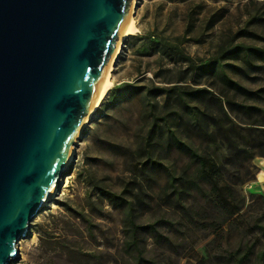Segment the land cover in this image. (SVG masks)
<instances>
[{"label": "rangeland", "instance_id": "1", "mask_svg": "<svg viewBox=\"0 0 264 264\" xmlns=\"http://www.w3.org/2000/svg\"><path fill=\"white\" fill-rule=\"evenodd\" d=\"M134 18L138 30L121 46L114 84L87 125L60 189L20 240V258L12 264H237L238 259L264 264L263 156L241 171L245 181L235 186V198L228 197L225 214L197 210L196 218L209 222L200 228L166 199V170L143 152L153 127V158L185 166L168 147L167 124L221 164L226 145L196 139L188 104L199 108L219 136L218 125L228 122L224 112L242 126L264 128V113L241 107L264 109V56L232 52L238 45L264 50V0H137ZM226 77L259 95L238 91ZM102 189L122 200L112 201ZM238 207L231 216L229 210ZM130 216L137 225L155 223L171 239L163 243L151 229H138L148 262L139 263L129 247ZM165 218L174 225L160 224Z\"/></svg>", "mask_w": 264, "mask_h": 264}, {"label": "water", "instance_id": "2", "mask_svg": "<svg viewBox=\"0 0 264 264\" xmlns=\"http://www.w3.org/2000/svg\"><path fill=\"white\" fill-rule=\"evenodd\" d=\"M135 1L0 0V264L60 189Z\"/></svg>", "mask_w": 264, "mask_h": 264}, {"label": "trees", "instance_id": "3", "mask_svg": "<svg viewBox=\"0 0 264 264\" xmlns=\"http://www.w3.org/2000/svg\"><path fill=\"white\" fill-rule=\"evenodd\" d=\"M232 52H239L243 50L248 53H256L259 56H264V50L256 47L234 46ZM227 82L236 88L238 91L252 96L259 95L257 91H249L239 82L227 78ZM114 90H121L120 87L114 88ZM207 91V90H201ZM115 93V91H114ZM121 92L119 91V94ZM211 94H213L211 92ZM183 102V100H182ZM184 103V102H183ZM189 105V104H188ZM188 114L195 120V137L201 144L207 146L219 147L220 141L227 147V153L222 157L221 164H218L207 152H202L199 148L195 147L191 142L179 136V134L167 124L163 127V131L166 133V140L168 147H172L179 153V157L182 161H186L185 166L180 169L177 165H167L153 158L152 138L155 135V129L153 127L149 130L146 137V145L143 147V152L147 155V160L156 164L157 168L162 170L164 168L167 173V181L165 189L169 193L166 194V199L172 201L175 207L180 211L183 216L196 227H206L208 223L202 218H196V214L200 209L204 213L209 210H214L219 213H226L228 209V197L235 198L236 189L235 186L242 183L244 178L242 177L243 170L249 171L252 166V160L255 156L260 155L264 157V128L256 129L252 126H242L233 120L227 112L225 117L228 122L227 126L220 123L218 127H222V131L219 133L215 130L213 124H209L203 117L199 116L200 110L195 106H188ZM246 112L249 113H264V109L259 106L241 105ZM225 124V125H226ZM213 125V126H211ZM257 131V132H256ZM164 133V132H163ZM161 133L160 135H163ZM162 137V136H161ZM220 137L222 139H220ZM255 176H251L254 178ZM103 194L115 201V199H121L120 196L115 195L112 192L102 189ZM264 200V195H261ZM240 210L231 208L230 215H235ZM130 222L132 228L130 235L132 240L129 247L136 251L138 262H148L149 260L144 256L143 250L140 248L136 239L137 230L140 228H148L156 233L158 240L165 243L170 242L171 239L168 236H164L158 231L156 224L149 225H137L130 216ZM160 224H167L173 226L174 221L165 218L161 219ZM211 223V222H210ZM214 224L216 221L213 222ZM159 225V224H158ZM264 231V225L259 226ZM260 258H264V251L261 252ZM237 264H242V260L238 259Z\"/></svg>", "mask_w": 264, "mask_h": 264}, {"label": "bare ground", "instance_id": "4", "mask_svg": "<svg viewBox=\"0 0 264 264\" xmlns=\"http://www.w3.org/2000/svg\"><path fill=\"white\" fill-rule=\"evenodd\" d=\"M134 12H135V7L133 8L130 26L128 28V31H127L126 35L134 34L138 30L137 24H136V20L134 18ZM120 50H121V43L118 44L117 50L115 52V55L113 56L112 60L109 63L105 78H104V80L102 82V85L100 86V89H99V92H98V95H97V99H96L94 108L92 109L89 117H91V116L93 117V114H95L94 112H96V110L99 107L100 103H102V101L105 99V97L109 94V90L112 88V86L114 84L113 69H114V64L117 61V57L119 55ZM61 184H62V181H61Z\"/></svg>", "mask_w": 264, "mask_h": 264}, {"label": "crops", "instance_id": "5", "mask_svg": "<svg viewBox=\"0 0 264 264\" xmlns=\"http://www.w3.org/2000/svg\"><path fill=\"white\" fill-rule=\"evenodd\" d=\"M259 165L261 167L262 176L264 177V159L260 160Z\"/></svg>", "mask_w": 264, "mask_h": 264}]
</instances>
